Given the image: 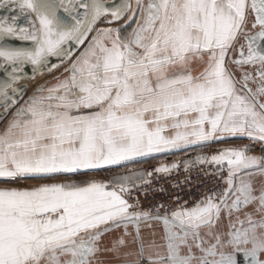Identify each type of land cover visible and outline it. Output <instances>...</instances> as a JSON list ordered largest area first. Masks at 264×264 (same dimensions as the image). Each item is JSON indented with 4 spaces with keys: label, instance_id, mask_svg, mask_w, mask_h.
Returning <instances> with one entry per match:
<instances>
[{
    "label": "snow or ice",
    "instance_id": "1",
    "mask_svg": "<svg viewBox=\"0 0 264 264\" xmlns=\"http://www.w3.org/2000/svg\"><path fill=\"white\" fill-rule=\"evenodd\" d=\"M6 4L18 14L0 17V104L4 114L15 107L0 132V179L9 184L0 186V264H101V253L118 264H264V183H255L264 155L250 146L197 156L226 172L225 187L175 209H143L126 197L180 163L89 175L233 138L264 146V0H0ZM29 12L37 18L31 31L17 23ZM14 37L33 46L13 47ZM85 41L72 59L70 42ZM51 57L71 60L68 75L20 103L25 66L51 71L59 67ZM27 178L44 182L12 186ZM222 215L227 232L218 230ZM153 223L163 234L146 243L141 225Z\"/></svg>",
    "mask_w": 264,
    "mask_h": 264
},
{
    "label": "built area",
    "instance_id": "2",
    "mask_svg": "<svg viewBox=\"0 0 264 264\" xmlns=\"http://www.w3.org/2000/svg\"><path fill=\"white\" fill-rule=\"evenodd\" d=\"M254 140H249V145H255ZM261 143L257 141L256 148ZM212 153H209L210 155ZM159 165L150 162L146 165V172L153 171ZM223 176L217 172L214 165L197 164L193 165L187 171L184 164H181L179 170H174L171 174H154L151 177V183L138 188H133L127 199L135 204L137 200L143 209H149L163 204L167 209H175L187 201L191 206L201 196L210 191H219L225 187Z\"/></svg>",
    "mask_w": 264,
    "mask_h": 264
},
{
    "label": "water",
    "instance_id": "3",
    "mask_svg": "<svg viewBox=\"0 0 264 264\" xmlns=\"http://www.w3.org/2000/svg\"><path fill=\"white\" fill-rule=\"evenodd\" d=\"M121 2H122V0H115V3H121ZM65 3H67V0H65ZM15 7H16L15 4H6L4 7H0V17L7 16L10 14L11 15H17L18 10L16 12L12 11V9H14ZM58 15H60L66 22H71V17L68 15V13L63 12L62 9L58 13ZM36 20H37V18L35 16V14L29 12L26 15H20L17 23H18L19 27H24V28L29 29V31H31L32 27H33V22H35ZM101 23H103V22H101ZM93 34L94 33L89 35V40L91 39V35H93ZM7 43L13 47H32L33 46V42L31 40H23V39H20L19 37L10 38L7 41ZM87 43H88V41H85L84 45L75 46L74 42H70V46L72 47V50L75 53V55H73L72 59L76 55H79L80 52L83 51L84 47L87 46ZM50 61L53 64H58L59 67L52 69L51 71L41 69L40 71L33 73L32 66L30 64L25 66L24 73H23L24 79L19 82L20 84L25 86L24 92H23V99L20 100V103L24 100H27V98L32 95V94L29 95V91L31 88V84L35 79H37L41 76H44V75L58 71L59 69L64 67L71 60H65L64 62H61L60 58L51 57ZM3 77H4V73L2 70H0V79H2ZM14 111H15V107H13L10 111H8L6 114H4V106L2 104H0V125L4 121H6L11 114L13 115ZM157 225H159V224L153 223L152 227H150V228L147 225H143V224L141 225V231L147 230V236L144 237L146 243L148 241H150L151 239H155V236H153V233L156 234V230H154V229H155V226H157ZM112 233L113 232L108 233L105 236L108 235L110 237V236H112Z\"/></svg>",
    "mask_w": 264,
    "mask_h": 264
},
{
    "label": "crops",
    "instance_id": "4",
    "mask_svg": "<svg viewBox=\"0 0 264 264\" xmlns=\"http://www.w3.org/2000/svg\"><path fill=\"white\" fill-rule=\"evenodd\" d=\"M120 24H123V21H120L117 24L105 25V26L115 27V26H119ZM131 24L132 23L129 24L128 29L123 30L125 34L130 32L131 29L135 27V23H133L132 25ZM194 68H196L197 71L199 70L198 65H194ZM10 120L5 122L3 128L0 125L1 127L0 132H3L6 129L8 122ZM248 142H249V139L247 138H233V139L226 140L223 143H210L207 146H192V147H186L183 149L172 150V151H168L164 153H156L148 157L138 158L136 161L125 162L122 166H116V168L112 169V171L109 173L110 175L109 174L108 175L110 178L114 174H128L131 172H141V171L146 172V165L150 162L157 163L158 165L162 163L163 164H172V163L184 164L187 161L195 162L197 156L208 155L209 153H213L215 150L225 147V146L239 147V146H242L243 144H248ZM251 154L261 155L257 152L255 153L251 152Z\"/></svg>",
    "mask_w": 264,
    "mask_h": 264
},
{
    "label": "rangeland",
    "instance_id": "5",
    "mask_svg": "<svg viewBox=\"0 0 264 264\" xmlns=\"http://www.w3.org/2000/svg\"><path fill=\"white\" fill-rule=\"evenodd\" d=\"M105 25L106 24H104V23H100L97 26L100 27V26H105ZM69 65H70V62H68L64 67H62L61 69H59L58 71H56L54 73H50V74H47V75H44V76H41V77L35 79L32 82V84H31V88H30L29 92H32V91L36 90L39 86L44 85L46 82L48 83L49 86H51L52 84H54L56 82V77L67 76L68 73H64L65 72L64 70ZM23 102L24 101H22L21 103H23ZM5 122H7V120L2 123L3 125L1 124L2 128L4 127ZM249 144L250 143L243 144L242 146L248 145V146H250L251 152H254V153L257 152V153H259L261 155H264V146L261 145L259 148H256L257 141L254 142L255 145H249ZM114 168H116V166H112L110 169H107V170H99V171H96V172H93V173H89V175H95V176H97L99 178H109V175H110L109 173ZM57 179H61L62 180V179H65V177H57ZM73 179H82V178L81 177H73ZM42 182H44V181L39 180V179H35V178H27V179H21V180L17 181L12 186H20V187L33 186V185H36V184H39V183H42ZM0 186H9L8 181L0 179Z\"/></svg>",
    "mask_w": 264,
    "mask_h": 264
},
{
    "label": "flooded vegetation",
    "instance_id": "6",
    "mask_svg": "<svg viewBox=\"0 0 264 264\" xmlns=\"http://www.w3.org/2000/svg\"><path fill=\"white\" fill-rule=\"evenodd\" d=\"M133 2H134V0H133ZM251 15L249 16V19L251 20ZM133 23H135V21H133L132 22V24ZM131 24V25H132ZM129 28V26L128 27H126V28H124V29H128ZM123 29V30H124ZM241 42H243V41H241ZM73 59H75V57L73 58ZM70 63H71V61H70ZM69 67V66H68ZM65 73V72H64ZM237 75H239V73H237ZM34 91H36V90H34ZM34 91H32V92H29V95L30 94H33L34 93ZM15 112V111H14ZM12 114L9 116V118L7 119V121L8 120H10L11 118H12ZM255 183H256V186L257 187H260V185L262 184V183H264V178H260V177H256L255 178ZM251 209L249 208V209H245L244 211H250ZM243 214H244V212L243 211H241L240 213H239V215L241 216V218H243ZM235 215L232 217V219L233 220H235ZM228 225H229V221H228V218H227V216L226 215H222V219H221V221H220V224H219V226H218V230L219 231H224V232H227V230H228ZM130 231L132 230L131 228L129 229ZM154 230H156V234H155V239L157 240V241H159L160 240V237L162 236V234H163V230H162V225H157V226H155V229ZM122 232H123V229H120V230H117V231H115V232H113L112 233V236H104L103 237V240H102V243H101V247L103 248V247H107V246H110L111 245V243H112V241L113 240H115L118 236H120L121 234H122ZM142 232V235L144 236V237H146L147 236V230H144V231H141ZM108 237V238H107ZM112 237V238H111ZM134 247V246H133ZM240 259L242 260L243 258L242 257H240ZM99 260L101 261V264H118V262H116L114 259H113V257L111 256V254H108V253H101V255L99 256ZM142 264H146V261H143L142 262Z\"/></svg>",
    "mask_w": 264,
    "mask_h": 264
}]
</instances>
